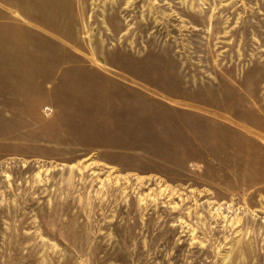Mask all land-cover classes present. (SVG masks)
<instances>
[{
	"label": "rangeland",
	"instance_id": "obj_1",
	"mask_svg": "<svg viewBox=\"0 0 264 264\" xmlns=\"http://www.w3.org/2000/svg\"><path fill=\"white\" fill-rule=\"evenodd\" d=\"M0 264H264V0H0Z\"/></svg>",
	"mask_w": 264,
	"mask_h": 264
}]
</instances>
